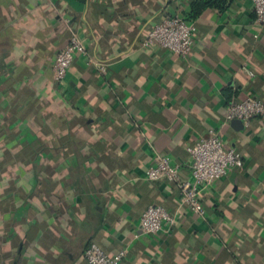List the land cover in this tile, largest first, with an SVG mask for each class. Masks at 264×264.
Segmentation results:
<instances>
[{"label": "crops", "instance_id": "1", "mask_svg": "<svg viewBox=\"0 0 264 264\" xmlns=\"http://www.w3.org/2000/svg\"><path fill=\"white\" fill-rule=\"evenodd\" d=\"M192 1L0 0V264H87L91 242L125 250L122 264H264V125L227 120L231 100L264 99V31L252 1L235 0L196 20L187 57L143 47ZM74 32L89 56L58 85ZM211 131L245 165L204 191L199 218L146 173L163 154L189 179L188 148ZM150 206L175 227L144 233Z\"/></svg>", "mask_w": 264, "mask_h": 264}, {"label": "built area", "instance_id": "2", "mask_svg": "<svg viewBox=\"0 0 264 264\" xmlns=\"http://www.w3.org/2000/svg\"><path fill=\"white\" fill-rule=\"evenodd\" d=\"M39 3H53L54 0H36ZM254 5L255 24L264 31V0H251ZM196 21L180 14L169 15L154 26L143 47L152 45L187 57L196 44ZM80 56H89L88 48L79 35L72 33L68 45L60 51L53 66L54 80L58 85L64 84L74 61ZM104 72V68H100ZM253 77L254 73L247 69ZM258 118L264 125V99L249 96L241 101L231 100L227 109V120H240L248 127L252 119ZM191 157L190 178L182 177L183 163L171 159L168 155L157 154L153 164L146 173L150 181L165 180L175 184L180 192L182 205L187 211L199 218L207 216L202 202L204 191L216 181L224 178L233 167H244L245 157L235 148L227 149L217 131L201 138L188 148ZM178 217L162 206H150L140 218L141 230L146 234L158 235L169 232L177 223ZM87 264H122L126 251L107 253L99 244L91 242L85 250Z\"/></svg>", "mask_w": 264, "mask_h": 264}, {"label": "trees", "instance_id": "3", "mask_svg": "<svg viewBox=\"0 0 264 264\" xmlns=\"http://www.w3.org/2000/svg\"><path fill=\"white\" fill-rule=\"evenodd\" d=\"M234 1L235 0H193L191 3V12L189 15H186V17L196 21L207 9H217L220 12H225L231 7ZM89 245L90 243L88 246Z\"/></svg>", "mask_w": 264, "mask_h": 264}, {"label": "water", "instance_id": "4", "mask_svg": "<svg viewBox=\"0 0 264 264\" xmlns=\"http://www.w3.org/2000/svg\"><path fill=\"white\" fill-rule=\"evenodd\" d=\"M233 123H236L237 125H239V126H241L242 124H243V122L242 121H240V120H234V122Z\"/></svg>", "mask_w": 264, "mask_h": 264}]
</instances>
